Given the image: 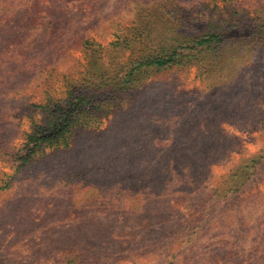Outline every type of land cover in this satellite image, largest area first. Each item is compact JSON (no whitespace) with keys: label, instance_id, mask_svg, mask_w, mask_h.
Returning <instances> with one entry per match:
<instances>
[{"label":"rangeland","instance_id":"rangeland-1","mask_svg":"<svg viewBox=\"0 0 264 264\" xmlns=\"http://www.w3.org/2000/svg\"><path fill=\"white\" fill-rule=\"evenodd\" d=\"M28 1L0 3V153L21 143L31 105L80 78L82 39L107 47L154 0H54L41 20ZM179 1L199 23L225 13V2L248 17L264 14V0ZM259 46L208 75L155 74L132 106L19 172L0 155V264H13L20 248L74 249L82 264H264V164L250 167L264 156ZM247 169V186L209 211L214 190ZM34 219L47 225L41 243H29L41 228Z\"/></svg>","mask_w":264,"mask_h":264},{"label":"trees","instance_id":"trees-1","mask_svg":"<svg viewBox=\"0 0 264 264\" xmlns=\"http://www.w3.org/2000/svg\"><path fill=\"white\" fill-rule=\"evenodd\" d=\"M54 3V0H30L23 6L36 11L41 20L42 9ZM224 6L225 13L199 23L190 17L179 0H154L136 8L134 22L127 33H115L114 41L107 47L92 39H82L78 46L85 65L80 78L65 81L61 96L46 93L42 102L30 106L35 115L29 116L28 132L22 134L18 146L0 153L2 159L11 164L14 172H19L48 152L69 149L80 135L97 130L108 117L132 106L155 74L176 68H194L208 75L225 58L235 59L237 54L260 48L259 44L264 43V14L258 15L259 11H256L254 16L248 17L232 2H225ZM5 13L6 9L0 4V24L6 21ZM116 155H112L114 160L119 159ZM261 163L264 164V156L252 161L250 167L253 169V165L260 166ZM248 171L239 174L236 170L230 178L236 179L232 185L224 184L219 193L218 189L214 190L209 211L214 213V207L221 205L222 195L226 200L247 186L251 178ZM137 182L141 183L142 179ZM7 186L5 183L4 188ZM38 223L35 225H40V231L28 237L29 243H41L45 238L41 232L47 225L41 220ZM9 238L10 235L4 244ZM174 254L171 256L173 261L176 259ZM9 259H13V264H27L28 260L32 261L30 264L83 263L74 249L42 253L40 249L25 251L20 248Z\"/></svg>","mask_w":264,"mask_h":264}]
</instances>
